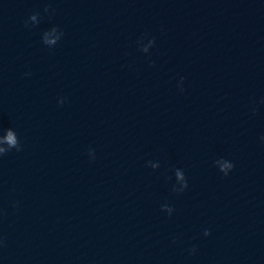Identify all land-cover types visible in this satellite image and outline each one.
Returning <instances> with one entry per match:
<instances>
[{"label": "clouds", "instance_id": "clouds-1", "mask_svg": "<svg viewBox=\"0 0 264 264\" xmlns=\"http://www.w3.org/2000/svg\"><path fill=\"white\" fill-rule=\"evenodd\" d=\"M7 142L10 146H15L16 144V139L11 133H9L7 136ZM3 151H4L3 149H0V152H3ZM205 234L207 235L208 233H205Z\"/></svg>", "mask_w": 264, "mask_h": 264}]
</instances>
